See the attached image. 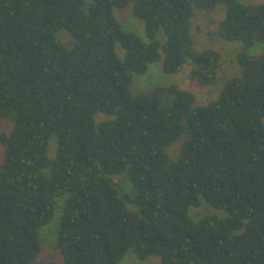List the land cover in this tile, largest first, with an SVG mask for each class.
<instances>
[{"label":"trees","instance_id":"16d2710c","mask_svg":"<svg viewBox=\"0 0 264 264\" xmlns=\"http://www.w3.org/2000/svg\"><path fill=\"white\" fill-rule=\"evenodd\" d=\"M219 6L210 35L238 45L239 74L205 103L178 85L133 96L135 76L158 62L178 75L188 57L192 83L219 84L222 52L195 50L192 34L196 11ZM125 7L148 42L122 29L114 9ZM262 43L264 4L240 0H0V119L13 120L0 134V264H47L40 230L56 211L63 264H120L128 252L264 264V52L251 53ZM203 205L226 216L191 218Z\"/></svg>","mask_w":264,"mask_h":264},{"label":"rangeland","instance_id":"374dc122","mask_svg":"<svg viewBox=\"0 0 264 264\" xmlns=\"http://www.w3.org/2000/svg\"><path fill=\"white\" fill-rule=\"evenodd\" d=\"M245 5L264 4V0H240ZM114 16L121 24L122 29L125 32H131L137 35L142 41L148 42L145 31L144 23L135 18L132 14L131 7L115 8ZM224 7L219 6L213 12L196 11L192 22V34L194 40L195 50L201 51L206 48H212L222 52L223 61L220 69V75L222 76L219 84L212 88H204L197 83H192L189 80L188 74L194 67L195 62L191 57L187 58V64L184 66L182 72L178 75H165L162 71L161 62L155 63L150 66L149 71L144 76H135L134 83L131 87V93L133 96L139 94L152 93L160 88H167L170 85H178L183 89L193 92L199 103H205L211 99H215L223 85V80L231 78L239 74L238 66L233 61V54L237 51L238 45L225 43L215 37H211V32H214L218 27L219 22L223 19ZM57 38L63 43L67 49H72L74 45L73 37L67 31H59L56 34ZM157 39L161 42L165 39L161 33L158 34ZM263 50L264 43L258 44L251 53L257 55ZM116 53L122 59L124 57V51L120 46H116ZM174 101V96L167 91H163L160 94L161 107H171ZM98 117V118H97ZM98 121L105 120L102 114L95 116ZM13 120L11 118L0 119V134L9 132L12 127ZM56 152V138L53 137L50 141V155H55ZM173 151L170 150V155H173ZM4 148L0 144V166L3 162ZM61 204V202H60ZM216 215L219 218H224L226 214L222 211L215 210L208 206H201L197 209H191L189 215L194 220H197L205 215ZM60 213L55 212L52 222L40 230V241L42 251L38 258V261L47 264H63L62 256L57 248V232L59 228ZM120 264H160L158 257H151L146 261L137 259L133 252H128Z\"/></svg>","mask_w":264,"mask_h":264}]
</instances>
